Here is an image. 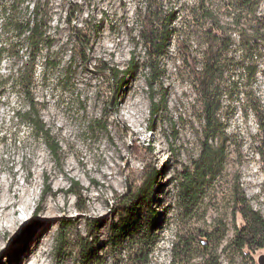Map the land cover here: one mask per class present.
Masks as SVG:
<instances>
[{"label":"rangeland","instance_id":"1","mask_svg":"<svg viewBox=\"0 0 264 264\" xmlns=\"http://www.w3.org/2000/svg\"><path fill=\"white\" fill-rule=\"evenodd\" d=\"M46 1L0 0V182L5 186L16 179L34 195L29 215L20 206L15 229L3 231L0 263L14 246L13 237L19 236L17 253L6 264H22L32 241L30 223L41 220H45L43 230H56L49 232L51 239L43 246L38 264H78L79 235L89 240L96 235L104 253L109 232L122 213V198L137 191L157 170L151 198L160 223L150 264H179L172 261L180 224L177 179L201 153L206 46L197 43L191 25L201 29L205 25L189 13L199 0H48L45 39L35 50L28 33L19 34L9 19L35 20L36 5ZM213 2L225 13L223 20H232L221 0ZM13 4L15 12L10 11ZM170 11L178 12L171 24L175 29L157 52L151 42H158L164 15ZM259 12L264 13V0ZM233 36L239 42L240 37ZM15 52L22 57L13 56ZM233 52L241 54L238 47ZM30 54H36L34 62ZM131 66L136 76L124 74ZM30 68V88L16 86L21 71ZM124 76L128 84L119 88ZM243 77L239 66L233 71L239 89L229 98L224 96L220 113L228 135V163L216 183L218 203L207 213L211 227H204L203 221L195 223L210 231L226 223L224 237L221 229L213 237L222 264H261L264 254V250L256 253L254 263L229 245L234 236L232 190L237 179L250 204L264 217V159L257 153L262 137L258 120L264 113V61L256 78L247 83ZM28 90L60 141L58 158L38 137L34 124L22 122L31 110ZM122 115L127 123L121 122ZM74 181L83 188L82 196L70 193ZM46 201L57 202L61 209L55 210L56 216L44 215ZM80 205L87 209L79 210ZM67 227L69 239L63 249L60 241ZM200 260L196 253L191 264ZM27 264H34L33 260ZM104 264H113L112 257L107 256Z\"/></svg>","mask_w":264,"mask_h":264},{"label":"trees","instance_id":"2","mask_svg":"<svg viewBox=\"0 0 264 264\" xmlns=\"http://www.w3.org/2000/svg\"><path fill=\"white\" fill-rule=\"evenodd\" d=\"M226 6V13L233 14L232 20H223L225 14L220 7H215L213 0H199L189 13L191 19L202 20L204 30L199 26L191 25V33L198 35L197 43L205 45L206 51L202 57L203 76L205 84L200 92L202 98V134L200 157L192 167L181 171L177 179L178 205L177 219L180 221L173 241L172 261L179 264H191L196 253L201 254V260L196 264H222L218 244L215 242L216 230L222 231L224 237L226 223L221 222L220 229L204 228L208 225L207 213L209 208L218 203L219 193L216 183L222 178L228 163V149L226 148V123L221 118L224 108V96L231 97L240 86L238 79L233 78V71L242 67L243 78L249 83L256 78L260 63L264 61V13L259 12L263 0H221ZM16 1H14L15 3ZM48 0L36 5L35 20L19 22L10 20L11 27L19 34L28 33L29 42L33 49L38 50L45 39L47 19L44 17ZM222 6V5H221ZM16 5L10 11L15 12ZM7 9L4 8V15ZM178 17L177 11H170L164 15V29L158 42L152 45L155 51L160 52L166 44L167 37L174 31L171 24ZM7 20V18L5 19ZM202 25V26H203ZM202 30V31H201ZM203 33L204 35H201ZM233 34L240 37L239 42ZM234 47H238L241 54H234ZM21 58L20 54H13ZM36 54H30L34 62ZM1 60V58H0ZM136 76L135 67L131 66L124 72ZM33 78V68L23 70L19 74L15 85L23 89L30 88ZM125 76L119 81L118 87L127 85ZM5 86V85H4ZM30 101L31 110L22 122H31L36 128L39 138H43L51 149L55 158L62 152L60 141L52 134L40 114V107L31 96L30 90L25 91ZM1 95V94H0ZM166 103V100H163ZM157 113L154 112L153 116ZM173 126L174 123H172ZM259 129L262 137L259 140L257 153L264 159V113L259 115ZM106 128V124L102 125ZM158 171L151 173L144 185L137 191L125 195L122 199L123 207L120 219L112 226L107 249L102 253L98 246V237L89 240L79 235L76 244L79 260L78 264H104L107 256L112 257L113 264H150L151 248L159 229V214L153 206L151 198L153 187L157 180ZM75 196H82L83 188L78 181L73 182L69 190ZM232 221L234 236L229 245L233 251L257 261L254 255L264 250V217L250 204L246 193L237 179L232 190ZM79 210L85 211V205H80ZM197 221H203V226H196ZM212 225V224H211ZM61 238L63 249L67 247L69 233ZM124 249V250H123Z\"/></svg>","mask_w":264,"mask_h":264},{"label":"bare ground","instance_id":"3","mask_svg":"<svg viewBox=\"0 0 264 264\" xmlns=\"http://www.w3.org/2000/svg\"><path fill=\"white\" fill-rule=\"evenodd\" d=\"M127 121L128 119L122 115L121 122L127 123ZM33 196V193L28 191V189L22 186L16 179L9 181L5 186L0 182V248L2 241L5 239V233H3V231L6 229H15L18 222V218L15 216L20 213V206H23V210L29 215V210L31 209L34 200ZM39 200L37 201V204ZM56 209H61L57 202L46 201L44 204V215L48 218L54 217L56 216ZM30 224L32 226L30 232L32 241L22 264H27L30 260H33L34 264H38L39 258L43 253V246H46L49 239H51L49 232H54L56 230V227L50 230H43L42 225L45 224V220L33 221ZM21 241L22 238L19 236L13 237L14 246H10L9 251L6 253L7 256H5V260L0 264H6L8 259L14 257ZM1 255L2 254L0 253V256Z\"/></svg>","mask_w":264,"mask_h":264},{"label":"water","instance_id":"4","mask_svg":"<svg viewBox=\"0 0 264 264\" xmlns=\"http://www.w3.org/2000/svg\"><path fill=\"white\" fill-rule=\"evenodd\" d=\"M259 260H260V263H261V264H264V254H262V255L260 256V259H259Z\"/></svg>","mask_w":264,"mask_h":264}]
</instances>
